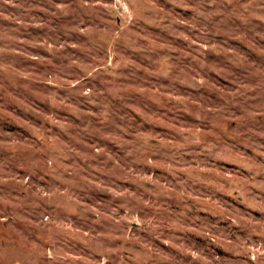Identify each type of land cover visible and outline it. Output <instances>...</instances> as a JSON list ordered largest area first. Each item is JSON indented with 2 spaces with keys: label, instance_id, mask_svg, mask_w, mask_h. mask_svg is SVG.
Listing matches in <instances>:
<instances>
[{
  "label": "rangeland",
  "instance_id": "rangeland-1",
  "mask_svg": "<svg viewBox=\"0 0 264 264\" xmlns=\"http://www.w3.org/2000/svg\"><path fill=\"white\" fill-rule=\"evenodd\" d=\"M0 264H264V0H0Z\"/></svg>",
  "mask_w": 264,
  "mask_h": 264
}]
</instances>
